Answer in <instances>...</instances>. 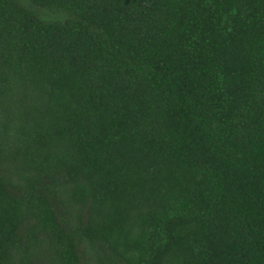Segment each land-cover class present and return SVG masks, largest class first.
Returning a JSON list of instances; mask_svg holds the SVG:
<instances>
[{"label": "trees", "instance_id": "16d2710c", "mask_svg": "<svg viewBox=\"0 0 264 264\" xmlns=\"http://www.w3.org/2000/svg\"><path fill=\"white\" fill-rule=\"evenodd\" d=\"M0 264H264V0H0Z\"/></svg>", "mask_w": 264, "mask_h": 264}]
</instances>
